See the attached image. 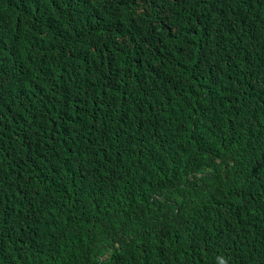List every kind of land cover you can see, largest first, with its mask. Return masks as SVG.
<instances>
[{
	"label": "trees",
	"instance_id": "16d2710c",
	"mask_svg": "<svg viewBox=\"0 0 264 264\" xmlns=\"http://www.w3.org/2000/svg\"><path fill=\"white\" fill-rule=\"evenodd\" d=\"M0 264H264V0H0Z\"/></svg>",
	"mask_w": 264,
	"mask_h": 264
}]
</instances>
